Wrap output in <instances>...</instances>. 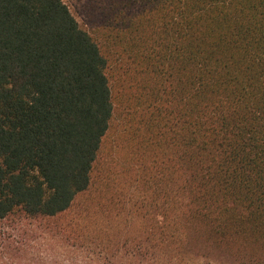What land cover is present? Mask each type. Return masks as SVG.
<instances>
[{
  "label": "trees",
  "instance_id": "1",
  "mask_svg": "<svg viewBox=\"0 0 264 264\" xmlns=\"http://www.w3.org/2000/svg\"><path fill=\"white\" fill-rule=\"evenodd\" d=\"M102 6L96 40L63 0H0V221L92 191L125 210L103 251L264 264V0ZM116 106L121 171L95 175Z\"/></svg>",
  "mask_w": 264,
  "mask_h": 264
},
{
  "label": "rangeland",
  "instance_id": "2",
  "mask_svg": "<svg viewBox=\"0 0 264 264\" xmlns=\"http://www.w3.org/2000/svg\"><path fill=\"white\" fill-rule=\"evenodd\" d=\"M63 2L79 26L99 40L102 0H63ZM113 91L117 105L120 97L116 95L117 89ZM122 113V108L116 106L115 117L104 139L95 175H102L105 170H111V174L115 170L121 171V168L117 167L121 162L112 149L113 139L117 131L122 128L118 121L122 118ZM124 179L126 182L127 178ZM123 186L127 188L126 184ZM97 202L99 200L91 191L89 197H79L67 213L57 218L18 220L20 226L17 222H12L14 217L0 221V264H108L105 258L110 255L115 256L112 264H140L137 261L130 262L121 243L116 241L112 242L111 246L114 247L108 249L111 254L108 250L103 251L102 245L106 244L104 241L107 238L105 233L111 235L112 230L109 229L113 226L122 228L123 223L120 222L125 217V210L118 206L115 209L108 208V211L111 210L110 214L100 207L92 210ZM141 222L142 219L138 217L130 227L132 232L137 233L136 235L140 234L138 231L142 228ZM143 264H155V262L149 260L143 261ZM163 264H168L167 258ZM184 264L189 263L185 261ZM198 264L203 262L200 261Z\"/></svg>",
  "mask_w": 264,
  "mask_h": 264
}]
</instances>
